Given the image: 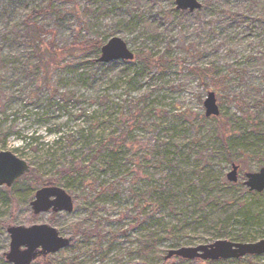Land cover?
I'll return each mask as SVG.
<instances>
[{
	"label": "rangeland",
	"instance_id": "374dc122",
	"mask_svg": "<svg viewBox=\"0 0 264 264\" xmlns=\"http://www.w3.org/2000/svg\"><path fill=\"white\" fill-rule=\"evenodd\" d=\"M199 1L189 12L174 0H0V150L37 169L0 186V264H12L8 225L44 223L73 240L30 264H264V254L166 257L264 239V191L243 184L264 167V143L238 148L256 136L248 113L264 129V59L254 60L264 53V0ZM35 29L41 51L22 38ZM114 36L133 58L97 61ZM210 91L215 116L203 106ZM232 165L236 181L226 177ZM63 170L74 171L59 178ZM43 183L63 188L72 211L34 215Z\"/></svg>",
	"mask_w": 264,
	"mask_h": 264
},
{
	"label": "water",
	"instance_id": "95a60500",
	"mask_svg": "<svg viewBox=\"0 0 264 264\" xmlns=\"http://www.w3.org/2000/svg\"><path fill=\"white\" fill-rule=\"evenodd\" d=\"M176 10L193 12L202 7L199 0H174ZM133 53L126 43L119 37L110 38L100 48L97 61L108 62L116 59L130 60ZM206 116L218 114V106L213 91L208 92L203 101ZM237 167L232 165V170L227 173L229 181L237 180ZM29 164L19 158L10 150H0V186H11L19 177L29 172ZM243 184L250 191L260 193L264 190V167L256 172L245 174ZM33 214L42 212L66 211L73 209L71 196L61 187L45 184L35 190L33 199L29 202ZM6 232L9 234V251L4 255L12 264H30L36 258L45 257L67 247L72 237L60 236L58 230L49 224L8 225ZM264 254V239L255 242H231L216 240L210 244L194 247H180L168 251L166 257L178 256L186 259H227L239 258L244 255Z\"/></svg>",
	"mask_w": 264,
	"mask_h": 264
},
{
	"label": "trees",
	"instance_id": "16d2710c",
	"mask_svg": "<svg viewBox=\"0 0 264 264\" xmlns=\"http://www.w3.org/2000/svg\"><path fill=\"white\" fill-rule=\"evenodd\" d=\"M207 4V3H206ZM227 7H230V3L229 4H227V3H224V8H227ZM171 11H174L173 9L171 10ZM177 13H181L180 11H176ZM238 15H237V18L239 17V21H238V23L240 24V23H244L246 20H248V16L243 12V11H239L238 13H237ZM25 28H30V25L29 24H25ZM41 28H43V27H41ZM42 31V29L39 31V30H37V29H35V32L36 33H30V34H27L26 35V39H24V36L22 37L23 38V40H24V42L25 43H28V44H31V45H33V47H35L38 51H41L42 49H41V44H42V42L40 41V33H42L41 32ZM38 34V35H37ZM260 42L262 43V42H264V40L261 38V40H260ZM93 44H94V46L95 47H99L101 44H100V42H93ZM263 45H264V43H263ZM77 48V47H76ZM97 48H95V49H97ZM36 51V50H35ZM256 55H258L257 53H256ZM248 57L246 58L247 59V61L245 62V64L242 66V68L244 69V71L245 70H247V66H249V64L251 63V61L253 60L252 59V53H249L248 55H247ZM36 59H37V62H38V64H39V66L41 67V65H42V58L41 57H36ZM261 59H264V53H261V54H259L258 55V57L257 58H255L254 60H261ZM264 63V62H263ZM2 64V53H1V48H0V65ZM212 68H195V69H193V71L203 80H205L206 78H209L210 80H213L211 77L213 76V73H212V70H211ZM213 72L215 73V69H214V67H213ZM217 74V73H216ZM215 74V75H216ZM228 74V73H227ZM245 81H247V80H245ZM248 82V81H247ZM66 95V94H65ZM67 96V95H66ZM72 97L73 96H67V98H65L64 99V101H65V103L68 101V100H70V99H72ZM247 116H248V119L251 121V123H250V125H251V132H253V133H255L256 134V136H252V135H250V136H247V140L249 141V144L247 145V146H238V148L239 149H241L243 152H247V151H249V149H251V147L255 144H257V146L261 143H264L263 141H261L260 140V136L261 135H263L264 136V129H263V125H262V119H261V114L260 113H248L247 114ZM247 116H246V118H247ZM262 132H263V134H262ZM7 134H9V133H4V137H6L7 136ZM28 139H29V137H28ZM32 139H34L33 137H30V139L29 140H32ZM256 139V140H255ZM36 170L37 169H33L32 171H30L28 174H25L24 176L26 177V179L28 178V177H31V176H33L35 173H36ZM72 171H74V170H72ZM72 171H68V170H63V171H61L60 173H59V175L58 176H60L59 178H63V177H65L67 174H69V173H71ZM23 177V176H22ZM21 177V178H22ZM34 180H38V179H36V178H38L36 175L34 176ZM18 182V181H17ZM16 182V183H17ZM15 183V184H16ZM43 184H46V183H43ZM42 184V185H43ZM13 186V185H12ZM11 186V187H12ZM39 186H41V185H38V187ZM25 191V190H24ZM11 192V191H10ZM9 192V193H10ZM94 228H95V226H94ZM90 232H92V231H90ZM90 232L89 231H84V233H89L90 234ZM95 232V231H94ZM237 240H243V238L242 237H239ZM218 260H220V259H218Z\"/></svg>",
	"mask_w": 264,
	"mask_h": 264
}]
</instances>
